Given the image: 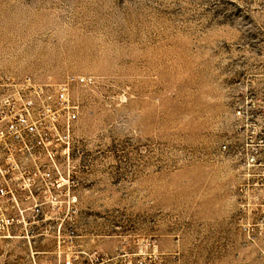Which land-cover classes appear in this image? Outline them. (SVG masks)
<instances>
[{
	"label": "rangeland",
	"instance_id": "obj_1",
	"mask_svg": "<svg viewBox=\"0 0 264 264\" xmlns=\"http://www.w3.org/2000/svg\"><path fill=\"white\" fill-rule=\"evenodd\" d=\"M70 76L61 187L0 175V264H264V0H0V84Z\"/></svg>",
	"mask_w": 264,
	"mask_h": 264
},
{
	"label": "built area",
	"instance_id": "obj_2",
	"mask_svg": "<svg viewBox=\"0 0 264 264\" xmlns=\"http://www.w3.org/2000/svg\"><path fill=\"white\" fill-rule=\"evenodd\" d=\"M7 82L0 84V154L7 156V166L0 167V175L28 179L24 187L30 188L41 179L49 191L60 188L59 181L54 180L62 177L55 148L61 143L66 146L65 153L69 152L73 124L79 115V105L71 101L70 91L74 86L92 83V79L70 76L58 89L41 85L31 77ZM7 89H13L12 93ZM61 119H64L62 129ZM10 193L0 187V198ZM39 207L36 206L38 212ZM58 254L60 257L61 252ZM57 264H105V261L95 254L79 252Z\"/></svg>",
	"mask_w": 264,
	"mask_h": 264
}]
</instances>
